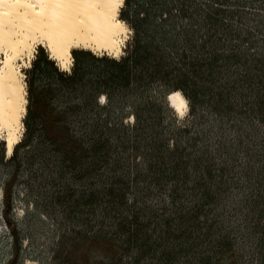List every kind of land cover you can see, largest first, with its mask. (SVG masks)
<instances>
[{"label":"trees","instance_id":"obj_1","mask_svg":"<svg viewBox=\"0 0 264 264\" xmlns=\"http://www.w3.org/2000/svg\"><path fill=\"white\" fill-rule=\"evenodd\" d=\"M252 3L124 0L125 56L72 49L69 71L38 46L23 137L7 159L0 141V164L12 167L5 218L15 185L48 183L51 200H74L66 217L92 233H63L66 264H225L233 243L219 209L227 185L249 184L253 171L252 157L241 172L227 162L225 136L236 130L235 153L261 134L264 151V35L255 39ZM174 91L188 103L183 120L166 101Z\"/></svg>","mask_w":264,"mask_h":264},{"label":"rangeland","instance_id":"obj_2","mask_svg":"<svg viewBox=\"0 0 264 264\" xmlns=\"http://www.w3.org/2000/svg\"><path fill=\"white\" fill-rule=\"evenodd\" d=\"M122 7H125L124 1ZM250 7H255V39L261 40L264 35V0H255V4H250ZM261 21L263 22L261 23ZM129 30L128 36L130 37L132 31L130 28ZM123 56H125V48L119 59ZM3 58L4 55L0 54V62ZM17 64L25 79L28 68L25 67L24 59L18 60ZM186 113L183 111L179 116L184 117ZM255 124L257 123L255 122ZM246 129L250 128L246 127ZM263 129L264 127L261 126V130ZM233 130L229 129L225 136L223 156L227 162L233 164L235 170L240 172L246 167L247 159L252 157L249 166L252 167L253 164V171L249 184L241 181L227 185L229 187L226 199H224L222 208L219 209V212L222 211L221 219L218 220L223 229L221 237L227 238L233 243V250L226 255L227 258L224 262L264 264V218L260 220L257 214L260 205L264 202V185H261L264 182V151L261 152L259 149L261 134L255 136V144L252 133L248 138H243V147L248 152L239 147L237 148L238 152L233 153L228 152V148L232 143H234L232 145L237 144L239 137L236 130ZM0 135L1 138L4 137L5 131H2ZM234 137L235 139H233ZM3 142L6 144L5 141ZM5 159H7L6 156ZM11 171L12 167L0 164V264H66L65 250L57 254L58 243L63 233L64 235L80 232H82L81 234L86 232L92 234L89 231L90 227L85 229L80 226L79 222L75 220L71 222L66 217L67 212L70 211L67 209L64 213V209L70 207L74 200L69 203L64 201L62 204H56L50 197L51 184L37 185L32 182H29L30 187L23 184L13 187L15 196L10 204L11 222H9L3 213L6 206L2 188ZM254 217L255 220H253ZM78 228L81 231H78Z\"/></svg>","mask_w":264,"mask_h":264},{"label":"bare ground","instance_id":"obj_3","mask_svg":"<svg viewBox=\"0 0 264 264\" xmlns=\"http://www.w3.org/2000/svg\"><path fill=\"white\" fill-rule=\"evenodd\" d=\"M123 1L0 0V134L5 131L0 141L6 143V157L21 138L26 112V83L17 61L23 58L29 68L38 46L63 71L71 68L72 49L119 59L130 34L119 17ZM168 100L183 120L179 114L188 112L184 96L174 91Z\"/></svg>","mask_w":264,"mask_h":264},{"label":"water","instance_id":"obj_4","mask_svg":"<svg viewBox=\"0 0 264 264\" xmlns=\"http://www.w3.org/2000/svg\"><path fill=\"white\" fill-rule=\"evenodd\" d=\"M168 97H169V95L166 96V100H167L169 106H171L170 103H169ZM6 152H7V150H6Z\"/></svg>","mask_w":264,"mask_h":264}]
</instances>
